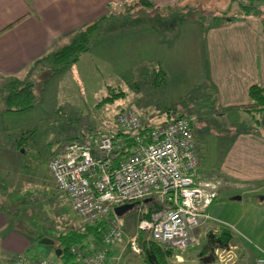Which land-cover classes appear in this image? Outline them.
<instances>
[{
	"label": "rangeland",
	"instance_id": "rangeland-1",
	"mask_svg": "<svg viewBox=\"0 0 264 264\" xmlns=\"http://www.w3.org/2000/svg\"><path fill=\"white\" fill-rule=\"evenodd\" d=\"M135 1L127 3L126 8H119V14L114 13L116 20L110 18L102 26L90 41L88 51L70 68L48 77L52 71L49 66L37 67L29 78L37 84V99L30 109L5 113L0 94V203L7 207L5 212L10 218V222L0 228V264H10V256L22 246L24 254L32 257V263L37 259L50 263L62 261L54 256L55 244H39L35 236L54 239L59 232L78 230L81 225L66 198L54 187L46 162L72 140L89 142L88 138L96 133L99 136L113 134L112 121L118 110H131L151 126L172 120L178 113L186 115L202 149L203 166L216 169L227 139L209 130H219L215 128L218 122H228L234 132L256 128L259 115L220 110L221 116H214L213 110L208 111L204 106L212 93L201 82L205 73L204 47L196 31L210 26L213 17L236 15V3L179 0L168 8L136 7L127 11ZM119 5L109 3L110 8L117 9ZM263 8L264 4H260L259 9ZM72 35L67 34L60 47ZM196 39L197 46L192 49L191 44L196 43ZM155 71L162 75L155 77ZM2 83L0 81V86ZM118 92H123L122 98L111 104H99L104 97ZM196 150L198 152L197 145ZM221 183L220 190L232 189L229 181L221 179ZM234 195L225 193L223 197L228 198L230 206L213 214L211 224L220 229L214 239H208L207 234L202 239V235L197 234L199 242L193 246L195 248L166 253L162 257L164 264L180 263L176 256L183 258L180 264H198L200 254L210 244L207 240L212 241L208 250L216 248V242L223 239L221 233L228 239L236 238L241 247L250 250L264 232V201L259 200L264 190L247 194L246 199L230 200ZM137 217L134 209L117 217L121 235L112 244L111 261L107 264H149L137 242ZM219 234L221 238L217 237ZM142 236L145 238L144 234ZM217 250L214 254L222 261L233 259L225 249Z\"/></svg>",
	"mask_w": 264,
	"mask_h": 264
},
{
	"label": "crops",
	"instance_id": "crops-1",
	"mask_svg": "<svg viewBox=\"0 0 264 264\" xmlns=\"http://www.w3.org/2000/svg\"><path fill=\"white\" fill-rule=\"evenodd\" d=\"M129 2L132 0H0V81L4 82L12 77L23 79L29 65L49 53V50L60 47L67 34L76 32L102 16L112 15L111 18L115 19V15L119 14V8H125ZM150 2L155 5L154 9H157L176 5L179 0H150ZM109 3L120 4L118 10L110 8ZM261 11V17L264 18V8ZM199 28V32H196L200 35L198 38L203 40L202 63L205 71L201 82L207 85L212 93L204 103L205 109L213 110L214 116L216 114L221 116L220 110H224V113L236 112L238 110L231 108L249 103L248 87L257 85L264 88V31L260 19L252 16L219 25L211 23L210 26ZM196 46L197 39L196 43L191 44V48L194 49ZM112 125L116 131L113 121ZM260 125L264 130V114L260 117ZM191 127L193 128L192 124ZM215 128L219 130L209 131L221 134L227 139L217 169L203 166L202 149L194 137L199 155L198 176L202 180L213 178L229 181L232 188L220 190L222 186L217 190L215 199L208 207V213L212 218L215 212L219 214L223 208L230 206L228 198L223 197L225 193L231 192L232 195L239 196L238 199L231 197L230 200H241L246 199L247 194L264 190V133L261 135L252 130L234 132L228 122H218ZM201 137L203 143L204 138ZM236 189L239 191L234 193L233 190ZM250 205L254 204L250 203ZM6 208L0 203V228L10 222L5 212ZM213 221L214 218L197 230V234L202 235V239H205L206 234L209 236L208 239H214L220 232L215 224H211ZM262 229L264 230V225ZM221 235L223 239L218 240L216 248L214 246L212 249L213 259H207L210 252L206 247L199 256L198 264H253L258 248L264 251V232L250 250L241 247L236 238L230 236L228 240L225 234L221 233ZM221 235L217 237L221 238ZM218 248L225 249L224 251L233 259L224 262L220 257H216ZM20 249L15 253L24 254L23 246ZM110 249L112 251V246ZM189 249L192 248L189 247L186 251ZM176 257L180 263L183 261L182 257ZM26 258V264H32L30 262L32 257L26 256ZM51 264L63 263L54 261Z\"/></svg>",
	"mask_w": 264,
	"mask_h": 264
},
{
	"label": "built area",
	"instance_id": "built-area-1",
	"mask_svg": "<svg viewBox=\"0 0 264 264\" xmlns=\"http://www.w3.org/2000/svg\"><path fill=\"white\" fill-rule=\"evenodd\" d=\"M113 124L132 142L129 153L117 164H113L115 137L98 133L89 142L72 140L46 162L47 174L81 226L105 222L100 249L86 256L77 254L76 264L111 261L108 252L121 235L114 207L136 203L139 216L146 207L145 199L154 201L156 208L148 218L137 217V229L171 251L197 245V230L213 220L208 207L222 183L198 176L199 155L189 119L176 118L150 127L137 113L120 109ZM10 258V264L27 263L23 253ZM32 264L50 262L37 259ZM255 264H264V253Z\"/></svg>",
	"mask_w": 264,
	"mask_h": 264
},
{
	"label": "trees",
	"instance_id": "trees-1",
	"mask_svg": "<svg viewBox=\"0 0 264 264\" xmlns=\"http://www.w3.org/2000/svg\"><path fill=\"white\" fill-rule=\"evenodd\" d=\"M234 1L238 7L236 15L226 16H216L212 18V25H219L222 23L234 22L238 20H244L246 17H258L262 24V31H264V18L261 17L262 11L259 9L260 4L264 0H230ZM258 4V5H256ZM264 4V3H263ZM140 9H153L155 5L150 2V0H136L127 11H131L134 8ZM126 8V5H125ZM125 13H129V12ZM112 15L102 16L93 20L90 24H87L77 30L72 32L73 35L70 37L68 42L60 47L59 49L49 52L42 57L38 58L32 62L26 70L25 77L23 79H18L16 77L6 79L0 86V94L2 99L3 111L5 113H22L30 109L33 104L36 102L37 96L35 94V87L37 86L36 82L30 80V75L37 69L38 66L47 65L52 69L48 77H51L54 74L61 73L66 69L70 68L73 64L77 62L79 57L88 51L90 41L98 34V31L106 24ZM181 18H179V21ZM161 72H157L154 76L160 77ZM157 79V78H156ZM123 92L113 93L112 96H106L100 101L101 104H111L118 98H122ZM247 97L249 103L247 105L231 108L233 110L242 111L245 114L254 113L255 116L259 115L260 117L264 114V88L257 85H251L247 89ZM229 111H231L229 109ZM168 117V112L165 113ZM186 117V115L178 113L175 118ZM259 120L256 121L257 126L254 128L253 132L258 134L264 133L262 126L260 125ZM169 120V119H168ZM169 121H165L170 122ZM163 122V123H165ZM190 125L192 124L189 120ZM158 125V124H157ZM153 127V126H150ZM148 127L145 130L150 129ZM113 136L116 139L114 146V165L118 161L122 160L129 153L132 142L129 137L125 134H122L119 131H115ZM137 207L134 203L133 209ZM156 208L154 201H147L146 207L142 209L141 214L138 218H148L149 214ZM105 231V222L104 220H99L95 223L81 226L78 230H68L65 233L59 232L53 239L55 247L60 249V254L58 257L54 256L57 259H62L63 264H76V256L80 254L81 256H86L92 252L100 249L102 235ZM139 234L137 242L141 246L143 252L148 251L150 254H153L156 260V264H164L162 257L165 254H169L172 251L168 248L162 249L161 245L152 241L149 237V234L145 231L138 230ZM146 233V234H145ZM144 234L145 238L142 236ZM148 236L149 238H147ZM41 236H35V242L40 239ZM230 240V239H228ZM72 249L74 251H72ZM110 250L108 254L110 255ZM264 253L263 250H257L256 256L254 258L253 264L258 256H261ZM147 258V257H146ZM145 258V260H146ZM148 261V260H147ZM148 263V262H147ZM51 264V263H50ZM150 264V263H149Z\"/></svg>",
	"mask_w": 264,
	"mask_h": 264
},
{
	"label": "water",
	"instance_id": "water-1",
	"mask_svg": "<svg viewBox=\"0 0 264 264\" xmlns=\"http://www.w3.org/2000/svg\"><path fill=\"white\" fill-rule=\"evenodd\" d=\"M239 196H234L232 197V199H238ZM259 200L260 201H264V195H261L259 196ZM149 201V199H145L144 202H147ZM133 206H134V203H125V204H122V205H119V206H116L114 207V213L117 217L121 216L122 214H124L125 212H127L128 210H131L133 209ZM39 244H42V245H49V246H53L54 245V241L53 239H50V238H47V237H41L40 239H38L37 241ZM53 252L55 254L56 257L59 256L60 254V249L59 248H54L53 249ZM209 255H207V259H213L212 257V253H213V250L210 249L209 250ZM146 253V257L149 261L150 264H156V260H155V257L153 255H151L148 251L145 252Z\"/></svg>",
	"mask_w": 264,
	"mask_h": 264
},
{
	"label": "flooded vegetation",
	"instance_id": "flooded-vegetation-1",
	"mask_svg": "<svg viewBox=\"0 0 264 264\" xmlns=\"http://www.w3.org/2000/svg\"><path fill=\"white\" fill-rule=\"evenodd\" d=\"M210 242H212V241L210 240ZM210 242H208V243H210ZM209 246L211 247L212 244H207V249H208Z\"/></svg>",
	"mask_w": 264,
	"mask_h": 264
}]
</instances>
